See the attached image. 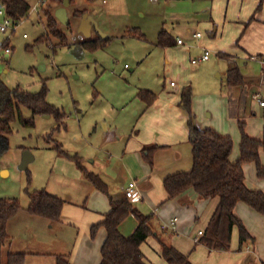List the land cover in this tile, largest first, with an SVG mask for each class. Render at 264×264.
I'll return each mask as SVG.
<instances>
[{
  "label": "rangeland",
  "instance_id": "1",
  "mask_svg": "<svg viewBox=\"0 0 264 264\" xmlns=\"http://www.w3.org/2000/svg\"><path fill=\"white\" fill-rule=\"evenodd\" d=\"M30 1L31 8L35 3L39 4L37 10L23 19L14 30L10 29L1 36L0 80L11 89L19 87L30 92H40L46 87L47 102L65 113V124L63 126L53 115L38 114L34 118V126H24L16 119L12 122V133L3 139L0 137V199L17 198L20 203L18 214L8 223L10 240L4 244L2 251L4 261L10 252H24V264H57L59 256L70 261L68 251L72 250L83 231L72 227L70 223L56 224L51 228L46 218L31 215L27 210L29 193L44 188L59 197H72L79 201L77 199H81L86 193L83 184L89 180L84 177L76 162L62 155L56 146L60 144L67 153L80 156L84 166L93 171L96 165L92 164L94 155L104 154L101 153L103 143L100 138L108 136L105 133L106 123L127 119L128 115L139 109L141 101L137 98V92L140 89L148 88L154 93L165 89L180 91L182 94L183 89L190 85L193 114L207 120L212 113L217 116L226 103L223 98L228 94V91L222 90L224 81L219 73L226 71L229 62L228 58L211 50L210 60L194 65L188 58L187 61L184 60L185 68L180 72L175 71L174 66L167 64L163 48L156 46V14H151L153 7V11H156L153 4L144 7V19L139 20L141 15L137 14L136 9L130 20L126 19L128 23L131 19L141 21L145 25L146 36L127 35L124 28L126 20L121 16V25L118 26L120 17H112L116 27L110 30L100 26L99 29L102 33L100 36L110 37L111 40L105 46L91 50L85 48L82 42L97 39L100 32L97 33L94 27L86 30L85 21L88 25L106 21L103 9L100 8L101 0H96L98 13H89L87 10L83 16L74 14L77 9H87L86 0H78L76 5L67 8L69 23L58 21V30L66 37L64 43L60 38L48 34L47 17V13L56 17L55 7L62 5V0H46L44 3H40V0ZM169 1L171 13L164 14L167 27L176 22L174 17L181 23L188 22L189 14L172 12L173 8L179 7L183 2L186 6V1ZM1 7L4 6L0 1ZM203 33L210 36V31ZM47 35L50 40H47ZM5 42L12 49L10 53L5 51ZM192 42L194 46L191 58H195L199 55L200 47L198 42ZM171 81L177 86L171 87ZM214 91H217L216 95ZM125 104L127 110L124 111L122 106ZM22 113L25 117L33 116L26 107H22ZM244 123L246 131V122ZM236 125L241 136L240 124ZM255 129L256 123L253 126V130ZM234 150L240 154V144L236 149L233 148V152ZM26 151L33 156L27 169L22 167ZM249 164L258 177L256 164ZM128 220H133L135 226L133 230L126 228L127 223L121 227L120 230L126 236L137 225L134 216H130ZM155 222L154 218V227L157 224ZM92 225L89 236L94 239L98 229L103 226H99L93 234ZM163 226L167 227L166 223ZM152 238L157 240L154 236H150L149 240ZM62 239L68 244L65 243V247H62L61 254L56 253L53 247H59ZM147 244L155 252L154 243L150 241ZM250 247L255 246L252 243Z\"/></svg>",
  "mask_w": 264,
  "mask_h": 264
},
{
  "label": "crops",
  "instance_id": "2",
  "mask_svg": "<svg viewBox=\"0 0 264 264\" xmlns=\"http://www.w3.org/2000/svg\"><path fill=\"white\" fill-rule=\"evenodd\" d=\"M168 1L101 0L100 8L103 9L107 19L99 21V24L95 22L85 25L86 30L94 27L97 33L100 32L98 34L102 35L100 26L111 30L116 27L112 17H120L119 26L121 16L124 20L127 18L130 20L134 9L141 15L139 20H142L146 16L145 8L153 4L156 11H153V7L151 14H156L154 18L157 24L156 46L160 47L157 40L162 28L166 29L176 41L174 46L160 47L165 51L167 64L174 66L175 71L183 70L184 60L187 61L188 58L193 63L192 41L198 42L200 47H198L199 55L195 58H200L206 50L210 52V56L211 50L217 55L231 56V59H227L229 63L226 71L219 73L224 81L222 90L228 91L223 98L226 102L223 109L217 113V116L210 114L211 118L208 120L197 117V114L194 115L195 126L200 129L212 128L222 134L230 135L233 137L235 149L241 140L237 123L246 122L247 133L262 138L264 106L258 102L256 96L264 101V0H185L186 6L183 2L179 7L173 8L172 12L189 14L188 22L181 23L177 17H174L178 21L172 22L170 27H167L164 21L166 18L164 14L171 13L170 1ZM28 2L31 5V1ZM77 3L78 0H74L70 5ZM86 4L88 6L84 9L86 13L87 10L89 13L96 12L98 4L96 0H86ZM260 4L261 8L258 9ZM61 6L58 5L55 9ZM32 12L34 11L30 13ZM151 14L149 12V15ZM128 20L125 21L126 31L130 28H139L146 36L147 31L141 21L131 19L128 23ZM204 31H210V36H205ZM198 32L202 34L201 37L194 36ZM178 39L183 43L179 44ZM208 60L193 64L198 65ZM234 65L240 68L245 83L229 86L226 84V75L228 69ZM172 82L174 81L170 82L171 87L177 86ZM213 93L216 95L217 91ZM156 94L157 98L150 106L137 97L141 101L139 109L128 115L127 119L107 122L105 125V133L108 136L100 138L103 143L101 153L104 154L94 155L92 164L97 165L93 171L98 173L107 184L108 193L102 194L90 181L84 182L86 193L81 199H77L79 201H75L72 197H61L66 202L60 221L51 222L47 219L51 228L56 224L70 223L72 227H78L83 231L72 250L67 249L70 263H100L101 248L107 232L104 227H100L96 237L91 239L90 226L100 222L104 214L110 210V197L116 200L124 199V188L134 181L141 194V200L135 205L146 214L153 213L157 223L156 232L182 253L187 254L194 264H264V215L244 202H239L235 213L242 219L255 240L246 242L240 248L239 231L234 227L231 249L218 251L196 242L194 238L198 229H206L219 203V198L202 199L193 188H190L179 196L168 199L164 179L177 172L190 171L193 166V153L189 141L188 115L181 104V92L163 89ZM207 95L209 96V93ZM122 109L127 110V105H123ZM254 123H256L255 130H253ZM146 146L159 147L149 156L144 152ZM238 156L239 154L234 150L230 159L235 161ZM262 162L264 164V155ZM244 172L248 187L264 191V177L258 178L253 166L249 163L245 164ZM173 218H177L174 229L169 227ZM128 219L129 217L124 220L126 222L121 223L120 229L127 223L126 228L133 230L135 223ZM164 223L167 227L163 226ZM148 240L149 238L142 244L141 249L149 264H169L161 256L158 240L155 238ZM150 241L154 243L155 252L147 244ZM65 243L68 244L64 239L60 240L59 247H53V250L61 254ZM252 243L254 248L250 247Z\"/></svg>",
  "mask_w": 264,
  "mask_h": 264
},
{
  "label": "trees",
  "instance_id": "3",
  "mask_svg": "<svg viewBox=\"0 0 264 264\" xmlns=\"http://www.w3.org/2000/svg\"><path fill=\"white\" fill-rule=\"evenodd\" d=\"M7 15L14 21L29 17L31 5L28 0H0ZM74 2V0H70ZM261 8V4L258 9ZM257 9V10H258ZM85 10H77L76 16L85 14ZM48 34L60 38L62 43L66 40L64 34L58 30V19L55 15L47 13ZM127 35L144 37L139 28H130ZM50 40L49 35L46 36ZM44 39V38H43ZM39 40H41L39 38ZM111 40L110 37L98 36L92 41L82 42L85 48L96 50L105 46ZM157 44L160 47L174 46L176 41L162 28L158 35ZM9 46L7 42L4 44ZM221 56L231 59L230 55ZM226 84L229 86L245 83L244 75L237 65L227 71ZM47 89L40 92H30L16 87L9 88L0 80V137L3 139L12 133V122L16 119L24 126H34V118L38 114L53 115L64 126L65 113L54 107L46 100ZM137 97L150 106L157 98V94L148 89H140ZM192 87L188 85L181 94V104L188 115L189 141L192 145L193 166L190 171H181L168 175L164 179V187L168 193V199H173L184 191L193 188L200 198L209 199L218 197L219 203L204 230L199 242L209 249L229 251L231 249L234 227L239 231V247L248 241H254V237L241 218L235 213L239 202H244L256 212L264 215V191L252 189L246 185L244 165L255 163L258 177H264V129L262 138H254L245 131V123L240 122L241 140L239 157L232 161L234 140L230 135L222 134L212 128L200 129L194 124V114L191 108ZM22 107L31 110L33 116L25 117ZM159 146H146L144 152L149 156ZM60 153L74 160L84 177L97 189L108 192V186L98 173L88 170L83 160L78 155L67 153L60 144L56 146ZM30 203L28 212L31 215L40 216L51 222L60 221L65 200L48 192L46 189L34 190L29 193ZM20 210L17 198L0 199V264H24L26 253L10 252L6 261L3 260V246L10 240L8 223ZM134 216L137 225L134 231L126 236L120 231L121 223L128 217ZM154 214L142 212L133 202L124 198L116 200L110 197V210L104 214L103 219L92 225L94 234L99 226L106 229L107 235L101 248L102 258L99 264H149L142 252V244L150 237L157 238L161 256L169 264H194L187 254L182 253L170 244L155 230ZM57 264H71L65 257H57Z\"/></svg>",
  "mask_w": 264,
  "mask_h": 264
},
{
  "label": "built area",
  "instance_id": "4",
  "mask_svg": "<svg viewBox=\"0 0 264 264\" xmlns=\"http://www.w3.org/2000/svg\"><path fill=\"white\" fill-rule=\"evenodd\" d=\"M46 0H40V3H44ZM53 1H59V0H53ZM39 7V4L37 3L31 11H36ZM0 16L2 17V21H0V40L2 34H6L10 29L14 30L19 23H21L23 20L14 21L12 18H10L4 7L0 8ZM195 37H201L202 34L200 32L194 34ZM178 43L181 44L183 41L181 39H178ZM5 51L10 53L12 51L10 46L5 47ZM210 58V52L205 51L204 54L200 58H194L192 60L193 63H198L200 61L208 60ZM172 84H174L172 82ZM258 102L264 106V101L259 98V96H256ZM124 195L125 198L130 200L131 202L135 203L141 200V194L138 192L137 183L132 181L130 182L125 188H124ZM177 221V218H173L169 227L172 229L175 228V223ZM204 230H199L197 232L196 237L194 238L196 242H199L200 238L203 236Z\"/></svg>",
  "mask_w": 264,
  "mask_h": 264
},
{
  "label": "water",
  "instance_id": "5",
  "mask_svg": "<svg viewBox=\"0 0 264 264\" xmlns=\"http://www.w3.org/2000/svg\"><path fill=\"white\" fill-rule=\"evenodd\" d=\"M70 5V0H63L62 1V6L60 8L57 9L56 12V17L59 21L64 22L66 24L69 23V20L67 18V7ZM85 25L88 26V22L85 21ZM33 159V156L26 151L23 157V162H22V167L27 169L28 168V163Z\"/></svg>",
  "mask_w": 264,
  "mask_h": 264
}]
</instances>
